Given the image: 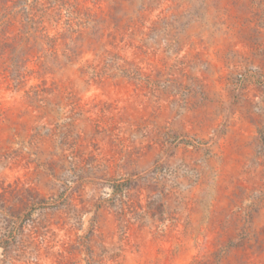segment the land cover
I'll return each mask as SVG.
<instances>
[{
    "label": "rangeland",
    "instance_id": "374dc122",
    "mask_svg": "<svg viewBox=\"0 0 264 264\" xmlns=\"http://www.w3.org/2000/svg\"><path fill=\"white\" fill-rule=\"evenodd\" d=\"M0 264H264V0H0Z\"/></svg>",
    "mask_w": 264,
    "mask_h": 264
},
{
    "label": "trees",
    "instance_id": "16d2710c",
    "mask_svg": "<svg viewBox=\"0 0 264 264\" xmlns=\"http://www.w3.org/2000/svg\"><path fill=\"white\" fill-rule=\"evenodd\" d=\"M122 187L119 183H116L115 186H113V192L114 194H118L119 192H122Z\"/></svg>",
    "mask_w": 264,
    "mask_h": 264
}]
</instances>
